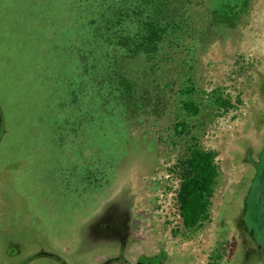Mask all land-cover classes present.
<instances>
[{
	"label": "rangeland",
	"instance_id": "obj_1",
	"mask_svg": "<svg viewBox=\"0 0 264 264\" xmlns=\"http://www.w3.org/2000/svg\"><path fill=\"white\" fill-rule=\"evenodd\" d=\"M159 1L173 29L155 49L133 51L105 29L109 0H0V264H95L115 254L110 240L89 249L86 231L75 236L106 198L109 215L123 207L140 251L167 253L153 264H221L227 194L245 171V150L264 138V0H248L243 12L242 0ZM90 19L107 45L98 46V32L95 46L83 44ZM135 20L123 26L131 36ZM188 100L197 114L183 108ZM177 121L190 133L177 134ZM191 136L215 151L218 176L209 219L189 229L175 165ZM100 222L94 232L106 237Z\"/></svg>",
	"mask_w": 264,
	"mask_h": 264
},
{
	"label": "trees",
	"instance_id": "obj_2",
	"mask_svg": "<svg viewBox=\"0 0 264 264\" xmlns=\"http://www.w3.org/2000/svg\"><path fill=\"white\" fill-rule=\"evenodd\" d=\"M247 2L248 0H242L241 12L246 9ZM161 4L159 0L158 4L155 0H109L108 3H104L105 7H102L109 15L104 20L105 29L106 31L108 28L112 29L114 35L119 37L115 44L126 46L128 50L136 51L141 48L148 50L150 47L155 49L157 41L162 39L170 29H173L172 24L165 20L166 17L160 14L162 10ZM132 15L136 16L138 24L137 33L135 32L133 36L126 33L123 27L124 24L128 23L126 19L132 18ZM230 16L225 17L226 21L235 20ZM163 20L165 21L163 22ZM97 26L95 19L82 23L79 35L84 45L92 46L93 44L95 46L96 39L94 40L93 37H95L94 33L97 32L98 38L101 39L97 43L98 46L107 45L106 42H110L107 35L105 39H102L101 26L99 29L96 28ZM189 90L190 88L183 89L186 92H190ZM226 104L228 103L220 100V105L228 108ZM183 108L191 115H195L199 111L196 102L191 100L184 101ZM173 128L177 134L190 133L187 125L182 121L175 122ZM191 139L193 141L188 145V153L175 165L180 178L176 193L179 214L183 225L189 229L209 219L210 199L218 176L215 151L203 148L196 142L194 136H191Z\"/></svg>",
	"mask_w": 264,
	"mask_h": 264
},
{
	"label": "flooded vegetation",
	"instance_id": "obj_3",
	"mask_svg": "<svg viewBox=\"0 0 264 264\" xmlns=\"http://www.w3.org/2000/svg\"><path fill=\"white\" fill-rule=\"evenodd\" d=\"M241 164L245 171L239 177V181L231 193L227 194L230 199L226 200L227 204L223 209L221 230L224 237L221 239V246L220 244L217 246L216 260L221 264L234 263L235 260H238L239 264V259L242 258L248 264L255 259L258 264H264V138L256 152L245 150ZM103 226L109 229L106 237H104V231L99 232L101 237L94 232L89 234L90 241H87L97 244L98 240H94L97 237L110 240L114 249L118 246V242H121L125 258L123 257L121 260L118 252L110 249L112 252L115 251L113 252L115 254L100 256L98 262L94 261L95 264H153L157 256H162L163 261L166 260L167 253L162 250V247L158 246V249L151 253H145V247L140 251L139 242L132 235L129 218L124 214L123 207L120 212L110 214L105 221L101 222V227L103 228ZM85 244L87 245V242ZM86 247L91 248L88 245ZM227 247L233 248L230 259L226 256ZM135 250L139 253L135 259L126 256V251ZM106 252V250L102 251V253ZM41 253L43 252L40 251L36 254L40 255ZM48 254L61 259L52 253ZM58 262L61 264L60 261ZM161 262L154 264H161Z\"/></svg>",
	"mask_w": 264,
	"mask_h": 264
},
{
	"label": "crops",
	"instance_id": "obj_4",
	"mask_svg": "<svg viewBox=\"0 0 264 264\" xmlns=\"http://www.w3.org/2000/svg\"><path fill=\"white\" fill-rule=\"evenodd\" d=\"M2 177H4V176H2ZM3 179H5V178H3ZM4 182H6V180H4ZM0 183V186H5V183ZM0 191H1V188H0ZM3 196L4 197H7L8 195L7 194H5L4 192H3ZM81 197V196H80ZM3 203H4V201H3ZM102 203L104 204V212H102L101 214H99V215H95L94 216V214L96 213L95 211V213L93 212V214L92 215H90V218H92V217H95L94 218V220H92V224L93 225H90L89 226V221H84V223H83V221L81 222V226H82V230H80V231H77V229H76V234H75V236L76 235H78V234H80V232L81 231H86L87 233H86V235L88 236V234H91V233H94V228L96 227V225H98L99 224V222L101 221V222H103V221H105L106 219H104L105 218V214H107V210H108V205H106V204H108L109 202H108V200H107V198L106 199H104L103 201H102ZM98 207V206H97ZM100 207V206H99ZM99 207L98 208H96V211L97 210H99ZM106 209V210H105ZM106 211V212H105ZM127 218H128V216H126ZM107 218V217H106ZM100 222V223H101ZM83 226H84V228H83ZM84 243H83V241L81 240V238H80V236H77V240H74V243H73V247L76 249V248H79L80 249V251L82 252V250H83V245ZM93 244V243H92ZM90 244V246L89 247H91V248H94V246L96 245V244ZM84 246H86V244H84ZM37 252H40V250L38 249L37 250ZM41 255V254H40ZM53 257V256H52ZM56 260V259H55ZM240 261H241V264H246V262L242 259V258H240L239 259ZM255 260V259H254ZM57 261V260H56ZM237 263H238V260H235ZM248 263V262H247Z\"/></svg>",
	"mask_w": 264,
	"mask_h": 264
},
{
	"label": "water",
	"instance_id": "obj_5",
	"mask_svg": "<svg viewBox=\"0 0 264 264\" xmlns=\"http://www.w3.org/2000/svg\"><path fill=\"white\" fill-rule=\"evenodd\" d=\"M119 206H120V204H119ZM105 210H106V209H105ZM108 210H109V207H108ZM105 215H106V216H105V218H106V217L109 215L108 212H107V214H105ZM126 216H127V215H126Z\"/></svg>",
	"mask_w": 264,
	"mask_h": 264
}]
</instances>
